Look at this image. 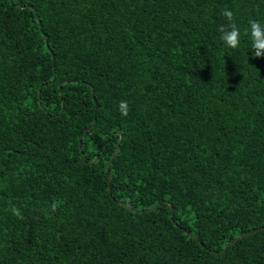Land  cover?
<instances>
[{
    "label": "trees",
    "instance_id": "trees-1",
    "mask_svg": "<svg viewBox=\"0 0 264 264\" xmlns=\"http://www.w3.org/2000/svg\"><path fill=\"white\" fill-rule=\"evenodd\" d=\"M252 20L264 0H0V264H264Z\"/></svg>",
    "mask_w": 264,
    "mask_h": 264
},
{
    "label": "clouds",
    "instance_id": "clouds-1",
    "mask_svg": "<svg viewBox=\"0 0 264 264\" xmlns=\"http://www.w3.org/2000/svg\"><path fill=\"white\" fill-rule=\"evenodd\" d=\"M222 15L227 20V24L221 25L219 28L220 40L229 49H238L241 43V31L234 21V13L230 9H225ZM246 34L250 36L251 51L253 58H260L264 56V22L252 20L249 28L246 29ZM129 105L127 101L119 103V111L122 116H127L129 112ZM55 205H53V210ZM12 212L19 219H23L20 211L15 207Z\"/></svg>",
    "mask_w": 264,
    "mask_h": 264
}]
</instances>
